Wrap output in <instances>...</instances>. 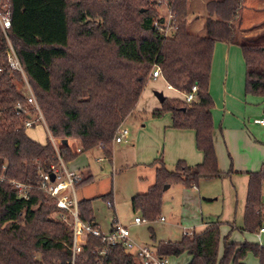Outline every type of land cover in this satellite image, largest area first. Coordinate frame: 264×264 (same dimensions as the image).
Returning <instances> with one entry per match:
<instances>
[{"label":"trees","instance_id":"1","mask_svg":"<svg viewBox=\"0 0 264 264\" xmlns=\"http://www.w3.org/2000/svg\"><path fill=\"white\" fill-rule=\"evenodd\" d=\"M247 0H206L205 35L188 32V0H0L10 12L8 38L53 139L80 142L79 153L68 145L58 149L62 161L96 148L112 158L114 137L124 120L134 111L158 68L173 90L189 93L198 87L195 100L166 98L152 118L171 116V127L195 132L196 147L203 154L200 164L179 161L168 170L157 163L155 181L146 193L131 199L132 211L147 222L158 219L165 185L186 188L199 180L221 178L213 143V100L209 94V74L216 43L239 47L245 66L244 92L264 103V21L241 28V13ZM261 2L264 0H251ZM166 6L169 21L159 15ZM7 42L0 29V264H69L72 232L58 220L55 201L32 190L28 200L18 198L9 180L38 185L39 172H48L59 163L57 152L47 138L33 141L23 126L25 116H17L18 104L27 105L22 75L10 69ZM20 84L17 86V84ZM182 95V94H181ZM3 166L5 169L3 170ZM247 193L243 214L244 232L257 233L263 227L264 165L247 173ZM75 186L91 180L84 171ZM110 201L112 193L100 197ZM93 199H78V216L94 223ZM218 218L205 220L200 231L183 234L176 242H158L161 257L191 256L189 264H245L252 255L264 264V247L259 244L222 239ZM153 238V237H152ZM100 241L88 237L76 264H93ZM104 264H141L123 247H113Z\"/></svg>","mask_w":264,"mask_h":264},{"label":"rangeland","instance_id":"2","mask_svg":"<svg viewBox=\"0 0 264 264\" xmlns=\"http://www.w3.org/2000/svg\"><path fill=\"white\" fill-rule=\"evenodd\" d=\"M249 4L254 7L261 6V2L251 0L245 2L246 7H244L241 13V20L245 22L244 27L249 26L247 23L258 21L262 17H258L257 14L252 12L247 13L246 8ZM159 15L168 20L169 12L166 6L159 8ZM236 63H238V60ZM234 76L244 93L243 63L239 66L237 65ZM16 84L17 86L20 85L18 83ZM153 89L162 91L166 98H182V95L178 91L168 90L162 80H159L157 83H151V81H149L147 86H145L143 95L140 97L134 111L124 120V122L126 121L124 128L129 131V141L138 142L140 140L144 142L147 140V138L144 137V134L141 133L142 135L138 136V133L141 130V126L146 123V120L148 121L152 118L151 111L155 108H159L160 103L153 95ZM23 90L25 94H27L25 82ZM253 100L259 101L260 98L247 96L248 105L253 102ZM31 115L34 118L35 123L32 128L26 130L27 135L33 141L44 144L47 138L50 140L46 127L37 116H34V113H31ZM259 115V117L264 116L263 114ZM139 116H144V118H146L145 120L140 121ZM166 118L167 115L165 114L161 120L165 122ZM219 126H221L222 130H220ZM223 130V126L218 123L216 133L226 162L225 166H222L223 168L221 167L222 170L225 171V173H223V171L222 173L227 174L231 166V161L228 158L227 153H229L232 160L234 157L237 161L238 155L241 154L242 151L250 156L249 158H252L253 162L256 161L255 168L256 171H259L261 169L260 161L264 160V128L255 127L249 121L246 123V128L243 126L241 129H231L227 131L226 134H224ZM225 138H229L228 141L232 148H229ZM55 140L57 142L60 141L59 139ZM68 140L70 150L73 153H79L78 149H80V142L74 139ZM250 144L252 148L249 147ZM59 147L60 144H57L58 149ZM230 151L235 152V155H233V152L231 154ZM143 156L144 154H141L139 150L136 149V146H132L129 142L126 144H114L111 159L104 157L99 151V148H96L79 154L73 161L68 163L65 162V166L68 170L71 171L77 168H85L84 171H87L91 176V180L87 184L76 190V196L77 198L93 199L92 207L94 218L103 233H107L111 229V223L115 218L118 220V223L129 227L128 230L130 236L136 244L147 245L148 247L154 248L153 245L160 241H179L183 233H186L189 229L195 228L196 231H200L196 224L200 215H203L204 217L218 216L221 219L226 220V222H234L235 226L241 227L243 225L241 205L243 204L244 193L241 194V185L237 183V179H232L225 175L221 178L202 179L198 181L197 187L198 189H201V200L199 201L201 204V210L194 207L192 203V205L189 204V202L186 203V196L183 194L185 193L186 195V187L181 184H170L167 190H163L164 192L161 201V210L164 212L165 221L161 222L157 219L138 227L130 226V222L135 217L132 211L131 199L137 194L146 192L148 186L154 184L155 171L159 164L157 162L162 161L168 170L172 171L175 168V165L165 164L162 158L151 161L149 164L146 162L144 165H138L140 158H143ZM98 158H104L105 161L103 163H98L96 161ZM109 192L112 193L114 201L113 208H108L106 206V201L100 198ZM228 199L231 200V204ZM229 205H233L232 211L231 209L229 211V207H231ZM190 210H192V212H190ZM225 225L230 228V225ZM219 234L221 235L219 246L222 249V236L224 234L221 232ZM253 235L255 234L246 232L244 234L239 233L238 236L241 241L249 242L250 239H253ZM250 256L252 255H247L245 261L252 258ZM186 257L187 254L184 253L178 257L168 258V262L169 264H184Z\"/></svg>","mask_w":264,"mask_h":264},{"label":"crops","instance_id":"3","mask_svg":"<svg viewBox=\"0 0 264 264\" xmlns=\"http://www.w3.org/2000/svg\"><path fill=\"white\" fill-rule=\"evenodd\" d=\"M260 5L261 6L254 7L249 4L247 6L246 8L247 13L252 12L254 14H257L258 17L262 16L260 20L258 21H255L253 23H247L249 25L248 27L264 21V4H260ZM205 7H206V0H188L187 29L189 33L193 35H198V36L205 35L206 33L205 32V20L207 17ZM244 23L245 22L241 20V28L242 29L248 28V27H244ZM237 60H238V63H236ZM241 63H243L244 65L242 54L238 46L231 45V44H225V43H216L214 45L211 69H210V74H209V94L214 103V108L212 110V118H213V125H214L213 143L215 147V152H216L217 161H218V168L220 172L223 171L222 166H225L226 162L224 160V155L222 154L221 144L219 142V139L216 133V127L218 123L219 125L223 126L224 134H226L227 131L231 129L233 130L241 129L243 126L244 128H246V123L249 121L255 127L264 128V127H261L253 123L254 119L260 118L259 114L264 115L263 100L262 99H260L259 101L253 100V102H251L248 105L247 95L245 94V92L243 93V89L240 88V85H238L239 83L234 76L235 68L237 67V65L239 66ZM159 80H162L163 84L167 88V84L164 82L162 77L155 79V80L152 79L151 83H157ZM244 80H245V66H244ZM243 84H244V81H243ZM236 86H239V87H236ZM168 90H173V89H168ZM153 91H158V90L153 89ZM143 92L141 96L143 95ZM166 115H167V118L165 119L166 120L165 122L161 120L162 117L161 118H151L148 121L146 120V123L141 126V130L139 131L138 136L144 134L145 135L144 137L147 138L146 141L144 142L140 140L138 142L129 141V136H128L127 141L123 142L124 144L130 142L132 146L134 147L136 146V149L139 150L141 154H144L143 158H140L138 165H142V164L144 165L146 162L147 164H149L151 161H155L159 158H162L164 163L169 164V165H176L177 162L179 161H184L189 166L202 163L203 154L196 147L195 132L192 130L173 129L171 127V116L169 114H166ZM139 118H140V121H143L145 120L146 117L144 118V116H139ZM125 123L126 121L121 126L124 127ZM219 128L220 130H222L221 126H219ZM225 140L229 148H232L230 142L228 141L229 138H225ZM67 145H69V140H67ZM249 147L252 148L251 144L249 145ZM80 150L81 149H78V152ZM99 151L101 152L100 149ZM230 152L232 154L233 151H230ZM233 155H235V152H233ZM227 156L231 161V166L227 173H229L230 171H232V173H229L226 176H229L232 179H237L238 181L237 183L241 185V194L244 193V199H243V204L241 205L242 207L241 211H242V214H244L245 199H246V193H247V175L246 174L251 173V172H256V168H255L256 161L253 162L252 158L250 159L249 158L250 156H248L244 151H242L241 154L238 155L237 161L236 159H234V157H233V160H234L233 161L229 153H227ZM260 163L262 167L264 165V160L260 161ZM84 170L85 168H82V169L77 168L71 171H76L81 174H84ZM223 173H225V171H223ZM150 186H148V188ZM197 186L198 184L191 187V189L186 188V191H187L186 195L185 193L183 194L184 196H186L185 198L186 203L188 202L189 204L192 203L194 207L199 208L201 210V204L199 202L201 200V197H200L201 189H198ZM140 194H143V193H140ZM262 200L264 203V187L262 189ZM110 201L114 205L113 197L111 198ZM229 202L231 204V200ZM229 206H231L229 207V211L230 209L232 211L233 205H229ZM190 212H192V210H190ZM133 214L134 216L140 215L139 213H134V212ZM216 218H218V220L221 222V225L219 226V233L221 232L222 234H224L222 236V239L224 237H228L229 242L236 243V244L248 242V241H241L240 237L238 236L239 233L241 234L246 233L240 229L242 226L241 227L235 226L234 222L233 223L226 222V220H223L218 216L217 217H212V216L204 217L203 215H200V218H198V221L196 222V224L199 227V229L202 230L205 227V220H214ZM94 224L98 227V229H100L99 225L95 221V218H94ZM225 224L230 225V228L226 226ZM130 226H136V225H132L130 222ZM263 227H264V224H263ZM222 228H223V231H222ZM192 230H195V228L187 230L186 233ZM186 233H183V234H186ZM250 234H255V235H253V239L252 240L250 239L248 243L259 244L264 247V232H257V233H250ZM220 238H221V235H220ZM156 244H154L153 247H155ZM151 249L156 251L155 248H151ZM222 250L223 248L221 249L219 246V251H218L219 257H221L222 255ZM250 257L252 258L250 259L248 258L249 260L244 261L245 264H259L258 260L255 257L253 256H250ZM190 261H191V256L187 254L184 264H189Z\"/></svg>","mask_w":264,"mask_h":264},{"label":"built area","instance_id":"4","mask_svg":"<svg viewBox=\"0 0 264 264\" xmlns=\"http://www.w3.org/2000/svg\"><path fill=\"white\" fill-rule=\"evenodd\" d=\"M171 15L169 13V21ZM11 28V17L10 12L6 9V4L0 8V29L6 39L7 48H6V58L8 66L11 70L19 72L25 82L27 89L26 101L27 105L31 107V110L34 113V116L42 121L45 125L42 114L39 110L35 97L32 90L30 89L26 77L24 75L23 69L19 62V59L14 51V48L8 38L7 31ZM151 80L158 79L161 77V72L158 68H154L150 74ZM168 89H173L170 85H167ZM198 91L197 86H193L189 93H181L184 100L187 103H190L195 100V94ZM17 116L24 115L23 126L25 129H30L34 126V118L29 113L28 110H23L21 105L16 106ZM253 123L264 127V116L254 119ZM129 136L128 129L120 126L114 137V143L119 144L126 142ZM50 141L57 152L59 163L56 165H51L48 172H43L40 170L39 175L41 181L38 185L25 184L16 180H9L17 192V196L20 199L28 200L30 192L32 190H37L44 193L50 199L55 201L57 213L55 217L63 221L68 225L72 232V243L70 245L71 251V260L69 264H76V258L83 252V248L87 243L88 237H94L99 239L100 247L95 250L94 254L96 255L95 261L93 264H104L108 253L113 247H123L124 250L133 254L141 264H168V258L159 256L156 251L152 250L150 247L145 245L136 244L129 233V230L126 226L118 223L114 218L112 221L111 229L107 233H103L94 223L83 222L78 216V198L76 196L75 186L82 181L83 176L81 173L76 171H70L66 168L65 163L59 157L57 144H61V141H56L50 135ZM98 163L104 162V158H98L96 160ZM5 169V166L2 168ZM54 176V179L51 180V176ZM5 180L4 176H0V181ZM108 208H113L114 205L111 201L106 202ZM158 219L161 222L165 221L164 212L161 210ZM147 221L137 215L131 221L132 225L140 226L146 224ZM259 232H264V227L260 228Z\"/></svg>","mask_w":264,"mask_h":264},{"label":"water","instance_id":"5","mask_svg":"<svg viewBox=\"0 0 264 264\" xmlns=\"http://www.w3.org/2000/svg\"><path fill=\"white\" fill-rule=\"evenodd\" d=\"M153 95H154L155 98L159 101L160 104H161V103L164 101V99H165V96H164L163 92H161V91H154V92H153ZM61 144H63V145H67V140H66V139H63V140L61 141ZM53 179H54V176L52 175V176H51V180H53ZM168 188H169V185H166V186H164L163 190H167Z\"/></svg>","mask_w":264,"mask_h":264}]
</instances>
